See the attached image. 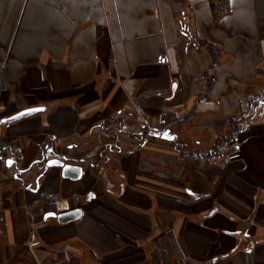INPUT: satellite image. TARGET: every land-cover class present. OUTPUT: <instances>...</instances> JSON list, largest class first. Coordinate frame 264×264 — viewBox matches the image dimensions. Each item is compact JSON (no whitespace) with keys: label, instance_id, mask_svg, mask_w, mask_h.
Wrapping results in <instances>:
<instances>
[{"label":"crops","instance_id":"crops-1","mask_svg":"<svg viewBox=\"0 0 264 264\" xmlns=\"http://www.w3.org/2000/svg\"><path fill=\"white\" fill-rule=\"evenodd\" d=\"M213 4L0 0V264H264V0ZM248 98L240 153L179 154L217 141ZM51 148L82 178L38 164Z\"/></svg>","mask_w":264,"mask_h":264},{"label":"rangeland","instance_id":"rangeland-1","mask_svg":"<svg viewBox=\"0 0 264 264\" xmlns=\"http://www.w3.org/2000/svg\"><path fill=\"white\" fill-rule=\"evenodd\" d=\"M195 40H196V38L195 39L193 38V41H195ZM251 102H252V100H250L249 98L246 99V101L244 103L245 107H244V109H242L241 115L238 118L232 120L230 130H228V132H226L224 134L222 133V135H219L217 141L215 140L216 142L215 141L212 142L211 138H209L210 133H208V132L203 134L204 135L203 140L199 139L198 141H196V139L194 138V135H193V138H189L188 140H185L184 143L182 142L181 143L183 145L182 148L185 151L184 152L185 154H183V155L195 156L198 158H201V156H205V159L208 160L210 164L217 165V164H219V162H221V160H222V162L225 161L224 159L226 158V156H225L226 154L231 155L232 152H233V155L236 154L237 152L240 153L242 144H245V142L250 138V134H251L250 126L252 125L251 122L256 118V116L254 114L255 108L253 109V107H252L250 109V106L252 105ZM39 112H36V113H39ZM155 130H158V129H155ZM159 130H162V129H159ZM242 130L246 133L240 137L239 135H240ZM152 131H154V128H148V130L144 131L141 135L143 137L152 138V139H150L152 141V140H154L153 138H155V139L157 138V137H154V136L149 134ZM161 140H165V139L161 138ZM211 143H212V146H211ZM171 145H173V143ZM215 147L218 149H215ZM3 148H5V146L0 145V157L4 156V153H3L4 149ZM219 150H220V153L217 154V151L219 152ZM221 152H222L223 156L220 155ZM46 153H47V155H50L49 152H46ZM217 155H219V156L217 157ZM39 170L41 172V170H42L41 165H40ZM42 173L43 172H41L40 175ZM248 233H249V231L247 230L246 234H248ZM252 247H253V245H246V246L242 245L240 248L242 249V251L244 253H247V252L251 253L252 249H253ZM263 252H264V250H263ZM211 263L216 264L217 260L214 258Z\"/></svg>","mask_w":264,"mask_h":264},{"label":"water","instance_id":"water-1","mask_svg":"<svg viewBox=\"0 0 264 264\" xmlns=\"http://www.w3.org/2000/svg\"><path fill=\"white\" fill-rule=\"evenodd\" d=\"M44 109V107H34V108H28L25 110H22L21 112H18L16 114H14L11 117L5 118L3 119L4 122L9 123V122H13L16 121L18 119L27 117L31 114H34L36 112L42 111ZM150 135L154 136V137H160L162 139H166L168 141H173L174 139H176V136L174 134L170 133V129H166V130H154L152 132L149 133ZM50 153V155H52L51 158L48 159V156H46V153H42L41 158L39 160H37V162L43 163L45 160V169L50 168V167H60L62 168V174L64 178H69L71 180H79L82 178L83 176V168L80 165L77 164H72V163H66V161H69V158H67L66 156L61 157L59 155H56V153L54 152V149L51 148V150L48 151ZM14 162V159H9L7 161V165L9 167H11L12 163ZM24 169L22 171L28 170ZM81 215V210L80 209H72L66 212H61L59 214H57V219L60 223H68L74 220H77Z\"/></svg>","mask_w":264,"mask_h":264},{"label":"trees","instance_id":"trees-1","mask_svg":"<svg viewBox=\"0 0 264 264\" xmlns=\"http://www.w3.org/2000/svg\"><path fill=\"white\" fill-rule=\"evenodd\" d=\"M214 1L216 2V4L214 5L213 3H214ZM211 2H212V4H213V6H214V11H216V8H218L219 10H220V12H222V13H226L227 11H229V9H230V0H211ZM198 46H202V45H204V43L202 42H197L196 43ZM210 51L212 52V56H213V58H214V62H213V64L215 65V63H216V61H215V59H216V55H215V52L213 53V48H212V46H210ZM208 78H209V80H211L210 82H212V80L213 79H210V77L211 76H209V74H207L206 75ZM233 120V119H232ZM176 145V148H177V151L179 152V154H181V156L183 155V154H185L184 152V150H183V145L181 146L180 144H175ZM216 146V145H215ZM215 149H218V148H216L215 147ZM218 153H220V150H219V152L217 151V154ZM221 156H222V152H221V154H220ZM219 155H217V157H218ZM201 158H205V156H201Z\"/></svg>","mask_w":264,"mask_h":264},{"label":"built area","instance_id":"built-area-1","mask_svg":"<svg viewBox=\"0 0 264 264\" xmlns=\"http://www.w3.org/2000/svg\"><path fill=\"white\" fill-rule=\"evenodd\" d=\"M4 149V148H3ZM222 156H223V154H222ZM47 201H48V204L50 205V206H52L53 208H56L55 210L56 211H58V210H60L62 207V209L61 210H63L64 209V207H66V208H68V201L67 202H65V204L64 203H62V205L63 206H61V199L58 197V196H56V195H50V196H48L47 197ZM60 210V211H61Z\"/></svg>","mask_w":264,"mask_h":264}]
</instances>
